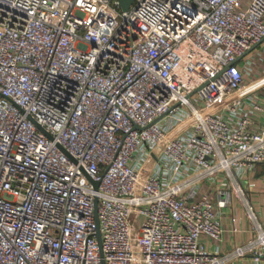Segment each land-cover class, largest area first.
<instances>
[{
	"label": "built area",
	"instance_id": "built-area-1",
	"mask_svg": "<svg viewBox=\"0 0 264 264\" xmlns=\"http://www.w3.org/2000/svg\"><path fill=\"white\" fill-rule=\"evenodd\" d=\"M263 39L264 0H0V264H219L232 193L264 264Z\"/></svg>",
	"mask_w": 264,
	"mask_h": 264
},
{
	"label": "crops",
	"instance_id": "crops-1",
	"mask_svg": "<svg viewBox=\"0 0 264 264\" xmlns=\"http://www.w3.org/2000/svg\"><path fill=\"white\" fill-rule=\"evenodd\" d=\"M249 66V74L245 76V90L249 97L264 102V39L243 58ZM243 186L254 210L264 227V165L258 164L252 171L245 174ZM220 186L205 182L199 187V194L217 192ZM214 199V195H211ZM220 224L223 236L220 241L203 238V245L209 251L217 254L219 264H263L255 261L248 253L238 257L237 248L245 246L256 234L254 225L245 213V206L241 197L231 194V202L221 210Z\"/></svg>",
	"mask_w": 264,
	"mask_h": 264
},
{
	"label": "water",
	"instance_id": "water-1",
	"mask_svg": "<svg viewBox=\"0 0 264 264\" xmlns=\"http://www.w3.org/2000/svg\"><path fill=\"white\" fill-rule=\"evenodd\" d=\"M134 1L135 0H119V7L121 8V10L126 11L129 9V7L131 6V4ZM257 45L253 46L252 49L255 48ZM252 49H250L248 52H246V54L249 53L250 51H252ZM240 58H238V59H240ZM93 183H94L95 189H97L99 183L98 182H93ZM93 200H94V217H95L96 225H97L95 234H96V237L98 240V244L101 247V236L99 234L98 217H97L98 199L96 197H94Z\"/></svg>",
	"mask_w": 264,
	"mask_h": 264
}]
</instances>
